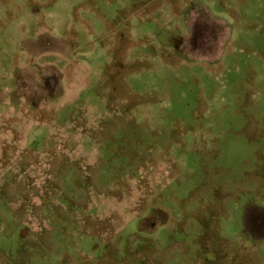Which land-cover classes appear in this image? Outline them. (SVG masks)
I'll return each mask as SVG.
<instances>
[{"label": "rangeland", "instance_id": "obj_1", "mask_svg": "<svg viewBox=\"0 0 264 264\" xmlns=\"http://www.w3.org/2000/svg\"><path fill=\"white\" fill-rule=\"evenodd\" d=\"M0 264H264V0H0Z\"/></svg>", "mask_w": 264, "mask_h": 264}]
</instances>
